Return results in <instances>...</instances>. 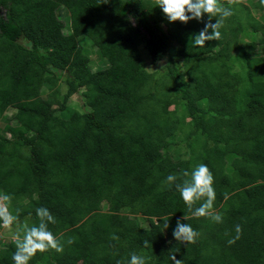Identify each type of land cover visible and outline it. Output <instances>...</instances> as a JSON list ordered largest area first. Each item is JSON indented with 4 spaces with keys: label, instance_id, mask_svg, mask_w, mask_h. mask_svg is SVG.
<instances>
[{
    "label": "trees",
    "instance_id": "trees-1",
    "mask_svg": "<svg viewBox=\"0 0 264 264\" xmlns=\"http://www.w3.org/2000/svg\"><path fill=\"white\" fill-rule=\"evenodd\" d=\"M222 1L233 28L194 46L207 15L170 23L157 0H0V193L12 197L0 205L20 229L47 208L64 244L30 264H123L134 252L147 264H264V53L241 39L250 24L264 45V24ZM199 164L221 223L192 215L176 189ZM177 221L194 241L170 238ZM15 245L0 237V264H14Z\"/></svg>",
    "mask_w": 264,
    "mask_h": 264
},
{
    "label": "clouds",
    "instance_id": "clouds-1",
    "mask_svg": "<svg viewBox=\"0 0 264 264\" xmlns=\"http://www.w3.org/2000/svg\"><path fill=\"white\" fill-rule=\"evenodd\" d=\"M260 2L264 4V0ZM157 7L162 10L170 23L187 24L190 21H203L207 15L209 22L191 38V44L194 46H205L206 42L218 40L221 36L220 29L224 26L226 19L233 15V9L221 4L220 0H157ZM213 20H215L214 23ZM183 176L188 178L182 183H175L177 176L171 174L166 180L169 185L175 183L176 189L192 215L209 217L214 222L221 223L223 214L213 211L216 192L213 186L214 177L208 166L199 164L190 173L185 171ZM11 199L9 194L0 193V201L10 202ZM196 202L201 203L193 210V204ZM36 215L39 217L38 224H25L20 229L18 214L11 211L7 203L0 205V227L17 229L13 234V239L16 241L15 251L12 254L14 264H30L38 252L42 253L49 249L63 251L64 244L61 239L49 228V224L55 223L52 213L47 208L40 207L36 209ZM183 219L186 220V217L184 216ZM168 226V221H165L163 227L167 229ZM235 232L236 239H239L242 232L239 224L235 226ZM198 235L199 233L189 223L181 221H177L173 231L174 238L179 242H192ZM72 242V239L68 238L67 243ZM229 243H235V240H229ZM172 261L174 264H183V260L175 256L172 257ZM123 264H147V260L144 255L134 252Z\"/></svg>",
    "mask_w": 264,
    "mask_h": 264
},
{
    "label": "rangeland",
    "instance_id": "rangeland-1",
    "mask_svg": "<svg viewBox=\"0 0 264 264\" xmlns=\"http://www.w3.org/2000/svg\"><path fill=\"white\" fill-rule=\"evenodd\" d=\"M257 1L258 0H234L232 3L235 4L234 6L237 8V11H240L242 6L247 7V11L250 9L251 14L257 19V21H260L261 25H262V24H264V11L262 14V11H259V9L252 6V2L256 3ZM220 3L224 5V1L220 0ZM235 13H237V12H234L233 15H235ZM58 15H59L60 20L63 21L65 24L69 23L68 12L65 8H61L58 11ZM233 15L226 19L225 24L223 26V29H224L223 31L229 32V31H231L230 29L233 28V25H232V23H234V21L232 19ZM243 19L246 20L247 23H249V20H251V17L243 14ZM243 24H244V22H243ZM249 25H247V26L245 25L246 31H245L244 35H241V39H242V41H244L245 39H246V41L252 40L253 43L257 44L255 51H252L253 54L258 53V52H261V54H263L264 53V45H263V43H261V41L263 39L262 35H261L260 31H258L256 34H254V31H255L254 28L249 26ZM167 27L168 26L164 23L163 28L166 31H167ZM220 30H222V29H220ZM248 36H252V38L248 39L247 38ZM190 39H187V40H190ZM181 47H182V45L180 43L179 44L176 43L175 48L180 49ZM235 53L239 54L238 51H236ZM99 61H100V57L98 55L94 56V62H93L94 64L93 65H94V68L96 67L95 69L101 70V69L108 67V65L106 63H102L101 65H98ZM243 62L245 63L244 57L241 59L240 65H242ZM147 69L150 72H153L157 69L155 66L151 65L150 59H147ZM62 86H63L62 91L65 92L66 91V85L63 84ZM71 102H72L71 103L72 107H75L76 109H82V102L83 101L81 98L78 99V97L75 96ZM173 108H174V106H172L170 109H173ZM7 115L10 118H13L15 115V111L10 109V110H8ZM174 226L176 227V224ZM0 237H2L4 240L8 241L11 237H13L12 228L4 227V229L0 231ZM170 238L175 239L174 236H172V234H170Z\"/></svg>",
    "mask_w": 264,
    "mask_h": 264
}]
</instances>
